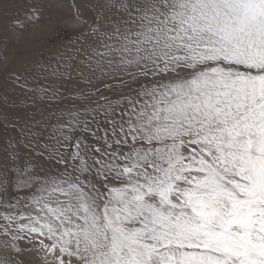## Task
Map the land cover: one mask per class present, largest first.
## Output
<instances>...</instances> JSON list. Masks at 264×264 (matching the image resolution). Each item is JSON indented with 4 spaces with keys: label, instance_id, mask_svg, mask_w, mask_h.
<instances>
[{
    "label": "snow or ice",
    "instance_id": "6c2138e0",
    "mask_svg": "<svg viewBox=\"0 0 264 264\" xmlns=\"http://www.w3.org/2000/svg\"><path fill=\"white\" fill-rule=\"evenodd\" d=\"M61 4L0 0V65ZM68 7L0 84V264H264V0Z\"/></svg>",
    "mask_w": 264,
    "mask_h": 264
},
{
    "label": "rangeland",
    "instance_id": "374dc122",
    "mask_svg": "<svg viewBox=\"0 0 264 264\" xmlns=\"http://www.w3.org/2000/svg\"><path fill=\"white\" fill-rule=\"evenodd\" d=\"M69 3L70 0H62V4L59 7H47L45 9V18L51 14L52 18L56 19L57 13L60 12L62 7H65L64 12L67 15L69 12L67 10L69 9L71 11L68 7ZM13 11L15 12V9ZM69 14L65 19L60 20L55 31H45L40 24L26 28L23 33L24 43L18 46L15 55H8L4 59L3 64L0 65L2 67L0 68V84H4L5 81L8 82V92L10 95L12 94L10 82L14 74L30 76V72L27 69L32 61L40 60L46 63L48 60H52V53L57 46L68 45L75 39L76 27L69 24L71 20V15ZM5 24H7V21H5ZM9 47L11 48L12 44ZM36 83V81L29 79V85L31 87H35ZM15 95L19 104L22 99V94L17 91Z\"/></svg>",
    "mask_w": 264,
    "mask_h": 264
},
{
    "label": "bare ground",
    "instance_id": "6f19581e",
    "mask_svg": "<svg viewBox=\"0 0 264 264\" xmlns=\"http://www.w3.org/2000/svg\"><path fill=\"white\" fill-rule=\"evenodd\" d=\"M64 11H65V7H62V9H60V12L57 13L55 20H59V21L61 20L62 21V19H65L68 16V14L71 13V11L69 9L67 10V11H69L67 15L65 14ZM69 15H71V14H69ZM69 24H72L73 27H76L75 22L72 19L69 21ZM0 68H2V67H0Z\"/></svg>",
    "mask_w": 264,
    "mask_h": 264
}]
</instances>
